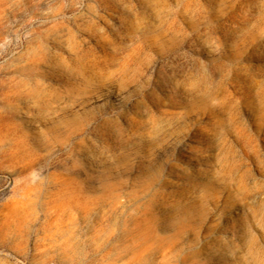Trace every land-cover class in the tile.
<instances>
[{"label":"rangeland","instance_id":"1","mask_svg":"<svg viewBox=\"0 0 264 264\" xmlns=\"http://www.w3.org/2000/svg\"><path fill=\"white\" fill-rule=\"evenodd\" d=\"M0 264H264V0H0Z\"/></svg>","mask_w":264,"mask_h":264}]
</instances>
